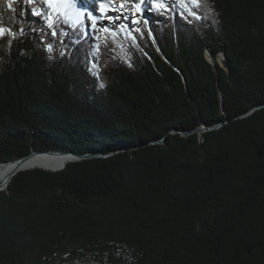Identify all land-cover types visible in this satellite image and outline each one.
Segmentation results:
<instances>
[{
	"label": "trees",
	"instance_id": "16d2710c",
	"mask_svg": "<svg viewBox=\"0 0 264 264\" xmlns=\"http://www.w3.org/2000/svg\"><path fill=\"white\" fill-rule=\"evenodd\" d=\"M87 22L0 0V164L110 154L19 171L0 264H264V0Z\"/></svg>",
	"mask_w": 264,
	"mask_h": 264
},
{
	"label": "rangeland",
	"instance_id": "374dc122",
	"mask_svg": "<svg viewBox=\"0 0 264 264\" xmlns=\"http://www.w3.org/2000/svg\"><path fill=\"white\" fill-rule=\"evenodd\" d=\"M101 1L104 2V0H101ZM66 2L69 3V0H66ZM111 2L114 4L112 6L114 12L112 14H110V16H108L109 13H108V11H106L104 13L105 18L99 19L98 21L96 20V18H95V20H93L92 18L90 20L86 19V20H88L87 24L89 26H91L92 24H95L96 28H98V27L99 28H110V29L115 30L116 28H120V27L122 28V23L124 21L128 22L129 25H131L133 23L134 19L135 20L141 19L143 22L146 20L150 21V11L153 10V0H145V1H141V0H111ZM99 4L98 3L96 4L95 9H99ZM123 4L129 5V8L128 7L121 8V5H123ZM93 11H94V13H98L94 9H93ZM94 16H95V14H94ZM129 30H130V28H129Z\"/></svg>",
	"mask_w": 264,
	"mask_h": 264
},
{
	"label": "bare ground",
	"instance_id": "6f19581e",
	"mask_svg": "<svg viewBox=\"0 0 264 264\" xmlns=\"http://www.w3.org/2000/svg\"><path fill=\"white\" fill-rule=\"evenodd\" d=\"M72 2L78 3L81 8L94 9L98 12L95 13L96 16L100 17L101 19L105 18L104 13L106 12V10L103 9V7L99 4L97 0H69V3ZM97 3L99 4V9H95ZM123 6L129 8V5L123 4ZM92 12L94 13V11ZM108 16H110V14ZM68 162H69V158L67 157V155H52V154H44L39 156L34 154L31 155L26 160V162H23L22 164H18L16 162H7L0 166V184L2 186H6L10 179V176H12L15 172H18L20 170H25L33 166L35 167V165L53 166L52 168H58L59 166H62L64 163L67 164Z\"/></svg>",
	"mask_w": 264,
	"mask_h": 264
},
{
	"label": "snow or ice",
	"instance_id": "6c2138e0",
	"mask_svg": "<svg viewBox=\"0 0 264 264\" xmlns=\"http://www.w3.org/2000/svg\"><path fill=\"white\" fill-rule=\"evenodd\" d=\"M45 2L58 14L67 16L68 19L71 20L73 26L78 24L81 18L85 16V14L95 20V17L92 16V13L88 12L86 8H79L73 3L66 2V0H45ZM192 2L195 3V0H192ZM157 6L160 7L161 5ZM9 7H11V5H9ZM185 7L187 8V5H185ZM61 9H63V11H61ZM187 10L190 12V14L194 15V13L191 12V9ZM35 14L39 15L40 13L36 12ZM51 25L52 22L51 20H49V26L51 27ZM4 32L5 29L0 28V35L4 34ZM9 34L11 33L9 32Z\"/></svg>",
	"mask_w": 264,
	"mask_h": 264
},
{
	"label": "water",
	"instance_id": "95a60500",
	"mask_svg": "<svg viewBox=\"0 0 264 264\" xmlns=\"http://www.w3.org/2000/svg\"><path fill=\"white\" fill-rule=\"evenodd\" d=\"M158 46V45H157ZM158 48H159V46H158ZM207 57L210 59V60H212V62H214V60H213V58H212V53L209 51V50H207ZM218 126H220V125H218ZM217 126V127H218ZM207 129H210L209 127L208 128H200L199 130H198V132L199 133H201V132H203V131H205V130H207ZM160 141H162V140H160ZM44 155V154H52V155H67V157L69 158V162H73V161H76V160H82V159H85V158H88V157H93V156H95V157H98V156H106V155H110L109 153L108 154H100V153H89V154H83V155H81V154H77V153H74V152H68L67 150L66 151H52V150H45V151H34V152H32L31 154H29L28 156H26V157H22V158H20V159H18V160H16V161H13V162H16V163H18V164H22L23 162H26V160L31 156V155ZM10 162V161H9ZM4 163H7V162H4ZM4 163H1L0 164V166L1 165H3ZM35 167H38V168H43V169H47V170H52V171H57V170H61L62 168H64L65 167V164L63 165V167H60V168H57V169H52V168H49V167H42V166H35ZM35 167H31V168H28V169H25V170H29V169H32V168H35ZM25 170H23V171H25ZM21 171V170H20ZM19 172V171H18ZM18 172H15L12 176H10V179H9V181H8V183H7V185L6 186H2L1 184H0V191H2V190H4L5 188H7L8 187V184L10 183V181L12 180V178L18 173Z\"/></svg>",
	"mask_w": 264,
	"mask_h": 264
}]
</instances>
